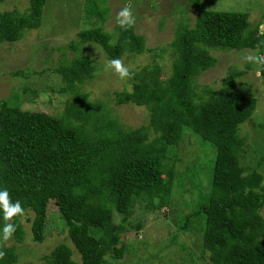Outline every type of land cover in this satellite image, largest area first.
<instances>
[{
    "label": "trees",
    "instance_id": "16d2710c",
    "mask_svg": "<svg viewBox=\"0 0 264 264\" xmlns=\"http://www.w3.org/2000/svg\"><path fill=\"white\" fill-rule=\"evenodd\" d=\"M99 1L103 9L86 10L98 24L77 31L70 46L76 49L77 43L93 42L109 59L120 58L125 51L141 53L144 38L132 27L123 30L118 25L114 40L103 30L108 9L106 0ZM191 1L199 12L194 25L181 23L171 41L175 55L171 75L161 78L162 68L154 57L151 64L130 72V91L115 92L117 105L147 108L146 124L125 128L104 101L91 100L81 90L96 69L87 56L53 69L64 83L60 91L71 95L60 117L0 101V191L7 189L12 202L19 200L24 214L33 213L28 220L37 242L44 239L53 200L80 256L74 259L73 249L60 243L43 255L45 264H104L106 254L122 258L121 234L131 226L135 202H144V209L153 212L169 204L174 169L165 162L184 127L215 147L209 197L199 210L204 214L201 261L264 264V177L257 168L244 174L239 159L244 143L239 125L253 114L257 100L235 90L237 72L204 95L196 94L192 85L195 76L215 64L211 49L263 50L264 31L252 25L248 12L201 9L199 0ZM47 3L29 0L24 12L0 11V43L17 41L23 30L39 27ZM22 73L21 69L12 72ZM260 75L264 77V66ZM114 212L122 214L120 222H114ZM23 215L9 221L16 226L17 240L24 236ZM188 220L187 216L185 223ZM5 223L0 209V251L5 253L0 264H14L15 246L1 239Z\"/></svg>",
    "mask_w": 264,
    "mask_h": 264
},
{
    "label": "rangeland",
    "instance_id": "374dc122",
    "mask_svg": "<svg viewBox=\"0 0 264 264\" xmlns=\"http://www.w3.org/2000/svg\"><path fill=\"white\" fill-rule=\"evenodd\" d=\"M199 1L201 9L248 12L252 25L264 31L261 22L264 0ZM126 4L135 19L134 33L144 38V49L141 53L125 51L119 59L131 72L151 64L155 57L162 68L161 78L169 77L175 59L171 41L181 23L194 25L199 9L191 0H106L104 6L108 14L102 27L114 36L112 40L117 35L116 14ZM28 6L29 0H0V11L14 9L20 13ZM98 7L103 9L99 0H48L39 27L23 30L17 41L0 43V101L6 99L23 110L60 117L71 95L60 91L64 83L53 69L73 58L87 56L96 69L81 90L87 92L91 100L104 101L106 109L125 128L146 124L149 112L145 106L114 103L115 92L130 91L132 81L131 77L121 80L114 71L105 70L110 59L103 48L93 42L77 43L76 49L70 46L77 40V31L98 24L96 17L86 11ZM210 54L216 62L194 77L195 93L204 95L208 90L214 91L221 86L224 77L237 72L233 78L235 90L257 100L253 114L239 125L238 134L244 140L239 151L240 163L244 174L257 168L264 177V77L260 75L261 65L242 59L248 54L263 55L264 49H211ZM17 69L23 73L12 74ZM214 154L213 144L184 127L178 145L169 147L165 162L174 169L168 206L153 212L144 209V202L136 201L129 218L131 226L121 234L122 258L108 257L104 264H207L200 259L204 214L199 210L209 197ZM261 213L264 215V209ZM32 216L33 213L27 211L21 217L24 230L21 240L12 235L8 241H2L15 246L18 259L14 264H45L43 255L60 243L70 246L74 259L79 260V253L69 239L53 200L48 205L41 242L32 238L28 220ZM187 216L189 220L185 223ZM121 218L122 214L114 212V222H120ZM138 223L140 228L136 227Z\"/></svg>",
    "mask_w": 264,
    "mask_h": 264
},
{
    "label": "clouds",
    "instance_id": "9594fccd",
    "mask_svg": "<svg viewBox=\"0 0 264 264\" xmlns=\"http://www.w3.org/2000/svg\"><path fill=\"white\" fill-rule=\"evenodd\" d=\"M115 18L117 24L123 30H127L128 28L132 27L135 23L132 9L127 4L124 5L118 11ZM242 59H244L245 62L248 63L264 66V55L248 54L242 57ZM105 70L114 71L116 74H118L121 80L130 78L132 76V73H130L129 68L126 67L123 61L119 58L108 60L105 65ZM0 209L3 210L4 219L6 221L2 230V241L6 242L12 237L13 233L16 231V226L9 221H11L14 216L23 215L24 208L22 207L21 202L19 200L12 202L7 189H5L3 191H0ZM4 255L5 253L3 251H0V258H3ZM107 258L108 256L106 254L103 259Z\"/></svg>",
    "mask_w": 264,
    "mask_h": 264
},
{
    "label": "water",
    "instance_id": "95a60500",
    "mask_svg": "<svg viewBox=\"0 0 264 264\" xmlns=\"http://www.w3.org/2000/svg\"><path fill=\"white\" fill-rule=\"evenodd\" d=\"M76 221H78V219H75Z\"/></svg>",
    "mask_w": 264,
    "mask_h": 264
}]
</instances>
